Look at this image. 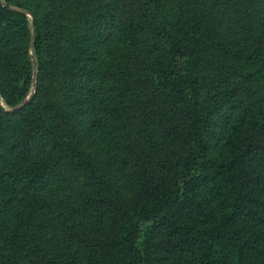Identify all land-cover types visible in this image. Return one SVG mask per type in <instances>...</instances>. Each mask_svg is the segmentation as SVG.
<instances>
[{
    "label": "trees",
    "instance_id": "trees-1",
    "mask_svg": "<svg viewBox=\"0 0 264 264\" xmlns=\"http://www.w3.org/2000/svg\"><path fill=\"white\" fill-rule=\"evenodd\" d=\"M0 264H264V0H0Z\"/></svg>",
    "mask_w": 264,
    "mask_h": 264
},
{
    "label": "water",
    "instance_id": "water-1",
    "mask_svg": "<svg viewBox=\"0 0 264 264\" xmlns=\"http://www.w3.org/2000/svg\"><path fill=\"white\" fill-rule=\"evenodd\" d=\"M13 10H18V11H20V12H23V13H27L28 14V12H26L25 10H21V9H16V8H12ZM34 35V29H32V36ZM29 101V98L22 104V105H20V106H18V107H15V108H13V109H11V111H13V110H18V109H20V108H22L27 102Z\"/></svg>",
    "mask_w": 264,
    "mask_h": 264
}]
</instances>
